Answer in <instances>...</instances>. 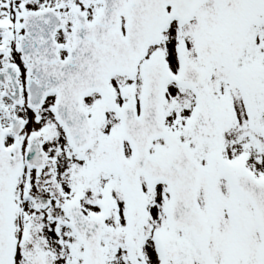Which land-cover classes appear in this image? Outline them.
Segmentation results:
<instances>
[{
    "label": "snow or ice",
    "instance_id": "snow-or-ice-1",
    "mask_svg": "<svg viewBox=\"0 0 264 264\" xmlns=\"http://www.w3.org/2000/svg\"><path fill=\"white\" fill-rule=\"evenodd\" d=\"M0 264H264V0H0Z\"/></svg>",
    "mask_w": 264,
    "mask_h": 264
}]
</instances>
